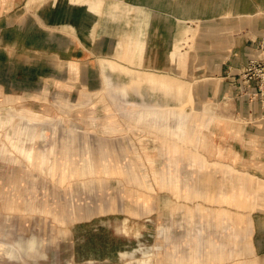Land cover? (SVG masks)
<instances>
[{
    "label": "crops",
    "instance_id": "crops-1",
    "mask_svg": "<svg viewBox=\"0 0 264 264\" xmlns=\"http://www.w3.org/2000/svg\"><path fill=\"white\" fill-rule=\"evenodd\" d=\"M54 43L68 49L57 50ZM263 48L264 0H0L2 102L50 101L57 94L60 100L84 104L79 92L99 88L104 66L109 77L104 78L105 88L113 100L118 99L115 90L126 101V118L158 134L157 148H150L154 139L149 134L140 151L134 133L114 138L120 128L110 123V149L116 155L111 166H124V173L108 169L107 176L91 174L93 190L80 183L83 178L75 180L81 194L92 191L98 194L94 197L109 199L101 202L100 210L85 208L86 217L68 227L65 242L72 264H118L120 256L154 236L164 245L176 244L182 230L195 233L192 220L197 221L199 209L242 215L249 225L237 229L246 228L260 252L264 96L256 94L255 82L245 89L241 73L249 59L264 57ZM182 82L191 93L185 115L181 104L188 88ZM171 92L175 97L167 96ZM207 104L213 112L203 111ZM131 106L137 108L133 114ZM150 112L161 118L170 112L175 119L188 118L183 133L175 122L171 135L170 125H156ZM201 115L211 120L200 135L205 145L198 141V126L192 121ZM17 132L19 148L25 139L30 141L23 143L26 147L32 144V129ZM187 139L206 147L203 157L194 152V157L182 158L181 144ZM150 150L156 157H150ZM65 179L62 195L69 190ZM230 199H237L240 208H230ZM186 213H194V218L183 217ZM222 224L228 228L229 223Z\"/></svg>",
    "mask_w": 264,
    "mask_h": 264
},
{
    "label": "rangeland",
    "instance_id": "rangeland-1",
    "mask_svg": "<svg viewBox=\"0 0 264 264\" xmlns=\"http://www.w3.org/2000/svg\"><path fill=\"white\" fill-rule=\"evenodd\" d=\"M54 47L57 50L68 49L59 43H54ZM119 59L128 61L123 56ZM184 62L185 59L183 64ZM104 69V66L101 67L102 80L98 89L80 91L79 98L77 95L78 99L87 101L84 104L76 103L75 100H60L57 94L52 95L50 101L44 99L43 102L39 99L31 102L28 99L26 102L15 103L12 100L2 102L0 99V264H72L71 251L65 242L69 234L68 227L86 217L83 213L85 208L100 210L101 202L109 199L106 195H103V198L94 197L98 194L93 195L92 191L89 195L81 194L77 191L79 189L74 187L79 183L75 180L83 178L80 183H83L86 189L93 190L91 174L101 173L100 175L107 176L105 170L108 169L112 172L118 169L119 173H124V166H116V169L111 166L112 158L116 155L115 150L111 154L110 149V123L116 122L115 125L120 128L117 136L115 131L113 132L114 138L125 139L128 133H134L140 151H144L141 146L142 139L144 143L147 142V136L150 134V139H154L149 140L150 148H157L158 134L154 128L150 127L151 130L148 131L144 124L133 122L132 125L131 119L125 116L126 101H121L122 98L115 90L114 97L119 101L111 98L105 88L104 78L108 76L103 73ZM140 80L142 81V78ZM182 83L188 88L182 98L185 102L181 104L182 113L185 115L184 108L191 106V93L189 85ZM128 109H133V114L137 108L131 106ZM114 111L117 114H114ZM203 111L211 113L213 107L210 104L204 105ZM97 113L101 114L100 117H95L99 115ZM149 114L156 125L164 122L159 116L160 113L158 116L155 112ZM28 119L33 121L30 123ZM140 120L141 118L136 119L137 122H141ZM175 122H172L170 130H167L171 135ZM164 124L167 127L168 124ZM185 124H180L181 133ZM26 129L33 130L32 144H27L26 147L23 143L30 141L25 139L19 148L15 139L18 134L15 133ZM187 129H190L189 126ZM205 129L198 126L196 135L200 136ZM121 131L123 132L120 133ZM186 134L190 138V131L187 130ZM203 139L204 136H200L198 141L201 143ZM189 140L181 144L182 158L194 157L195 153L203 157L206 147H198L193 144L196 141H191V144ZM190 147H193V152ZM155 155V150H150V157ZM33 157L35 159H32ZM32 162L37 164H31ZM46 178L52 183L46 182ZM65 178L69 180L65 189L69 190L62 195L61 185ZM234 202H237V199H230L227 204L232 209H239L240 206ZM214 203L221 206L220 202ZM197 213V221L192 220L197 229L195 233L192 231L191 236L189 231L182 230L184 234L181 240L176 244L170 242L167 245L155 236L151 242L142 240L127 254L120 256L118 264H264V244L257 253V247L251 244V233L248 235L246 228L244 232L237 229L238 225H249L242 215L222 214L217 211L207 213L205 209H199ZM183 217L193 219L194 213H186ZM183 220L187 224L186 219ZM222 223H229L228 228L223 229Z\"/></svg>",
    "mask_w": 264,
    "mask_h": 264
},
{
    "label": "built area",
    "instance_id": "built-area-1",
    "mask_svg": "<svg viewBox=\"0 0 264 264\" xmlns=\"http://www.w3.org/2000/svg\"><path fill=\"white\" fill-rule=\"evenodd\" d=\"M241 79L245 89H248L255 82L256 94L264 96V57L256 56L249 59L241 73Z\"/></svg>",
    "mask_w": 264,
    "mask_h": 264
},
{
    "label": "bare ground",
    "instance_id": "bare-ground-1",
    "mask_svg": "<svg viewBox=\"0 0 264 264\" xmlns=\"http://www.w3.org/2000/svg\"><path fill=\"white\" fill-rule=\"evenodd\" d=\"M182 94H184V91H182ZM170 95H171V97H175V94L174 93H172V92L171 93H167V96H170ZM206 111L208 112V110H206ZM168 114L170 115V117L167 116L166 118H163L164 119V122H166V124L171 125L172 122H174V121H176V124H177V122H179L181 125H184L186 123V118H181V119L176 118L175 119L174 118V112H170ZM28 120L30 121V123L33 121V120H30V119H28ZM192 121H193V123H195L199 127H205V126L210 125V123H211V120L210 119H207V117H205L203 115L197 116V118H195V119L192 118ZM192 127H193V125H192ZM201 143H202V145H205V136H204V139L201 141ZM31 154H32V152H31Z\"/></svg>",
    "mask_w": 264,
    "mask_h": 264
}]
</instances>
